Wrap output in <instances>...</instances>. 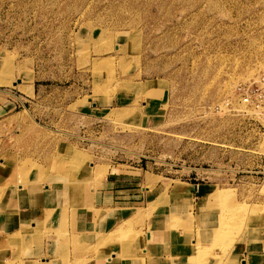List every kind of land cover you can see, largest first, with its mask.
<instances>
[{
  "label": "rangeland",
  "instance_id": "1",
  "mask_svg": "<svg viewBox=\"0 0 264 264\" xmlns=\"http://www.w3.org/2000/svg\"><path fill=\"white\" fill-rule=\"evenodd\" d=\"M247 85L252 98L264 88V0H0V158L10 166L0 193L18 181L51 214L58 193H73L66 210L82 182L104 180L109 170L160 180L159 197L131 212H162L178 228L196 220V228L190 244L158 264H225L264 207V98L243 101ZM56 178L69 181L42 185ZM197 183L204 188L193 193ZM218 216L226 221L215 223ZM131 221L83 253L76 246L86 239L76 240L60 259L81 264L85 250L94 264H127L130 256L143 264L148 252L129 253L142 232ZM34 229L8 232L0 246L24 242ZM46 230L65 240L61 228ZM107 233L122 246L100 251Z\"/></svg>",
  "mask_w": 264,
  "mask_h": 264
},
{
  "label": "crops",
  "instance_id": "2",
  "mask_svg": "<svg viewBox=\"0 0 264 264\" xmlns=\"http://www.w3.org/2000/svg\"><path fill=\"white\" fill-rule=\"evenodd\" d=\"M0 160L2 163L0 165V185H2L7 178L5 169H9L10 166L7 168L4 165L8 158L2 157ZM130 175H120L109 170L104 180H99V182L94 180H88L87 182L86 180L82 182L81 191L77 193L74 204L72 205L70 202L67 204L68 209H63V203L57 206L53 203L55 201H49L54 204L51 214H48V211L44 209L47 205L46 199L44 201V198H37L35 194L30 193L28 187L19 188L18 181L8 184L7 188L0 193V237L21 227H36V229L32 232L30 231L24 242L17 241L13 244L0 246V262H5V259L12 257L15 261L16 256L27 260L28 262L25 264H30V260L33 259L38 261V263L43 261L45 263L52 259H55V264L70 263L66 260L62 261L59 253L64 250L72 251L73 242L75 243L76 240L80 242L86 239L85 245L80 243L76 246L81 253L82 248L84 249L82 246L94 244L98 236L100 237L106 232L113 231L120 222L128 219H132L133 225L131 226L133 228H140L142 231L139 241L136 240L129 243L130 255L135 252H148L142 258L143 264H158L159 259H163L170 254L175 255L179 248L193 241L196 220H193L194 225L191 227L178 228L168 226L162 212L154 213L148 216L149 218L143 215L135 217L130 209L138 208L144 211L142 208L145 209L149 201L158 198L163 192V186H161L160 180L149 181L150 184H144L143 181L146 180H141L137 174ZM143 179L145 178L143 177ZM56 180L64 179L56 178L43 181L42 185L45 182L49 183ZM196 185H192L193 193H198L200 186L204 188L202 183H197ZM11 186H15V188ZM209 188L203 190L205 195ZM205 198L203 203H205ZM89 206L94 209L107 210V214L98 217L95 210L89 208ZM216 211L215 208L210 209L212 215ZM139 219H141V222H138ZM210 219V216H208L206 221ZM251 221L250 228L255 230V232H250V229H248L240 234L239 239L230 248L225 264H264V224L259 218ZM46 227L53 229L59 227L61 231H66L65 240L63 237L58 239L55 231L46 230V232H42ZM150 234L151 237L149 238ZM73 235L77 237L74 239ZM29 238L30 246L28 244ZM40 241L43 245L42 250L45 252H37ZM121 246L122 242L120 241L106 242L102 245L100 251L105 252L111 250L112 247L119 248ZM83 251L88 256V259L82 261L81 264H94L96 260L95 253L89 257L86 251ZM128 260L127 264H138V261H135L133 256H130ZM69 261H73L72 256ZM181 263L182 261L179 264ZM103 264H116V262L111 259L110 261L105 260Z\"/></svg>",
  "mask_w": 264,
  "mask_h": 264
},
{
  "label": "bare ground",
  "instance_id": "3",
  "mask_svg": "<svg viewBox=\"0 0 264 264\" xmlns=\"http://www.w3.org/2000/svg\"><path fill=\"white\" fill-rule=\"evenodd\" d=\"M56 176V175H55ZM57 177V176H56ZM64 181H69V180H64ZM25 183H22L21 182V184H26V183H28L29 181H24ZM64 187H70V185H71V183H68V182H65L64 184H62ZM180 191H182V189H180V187H178V185L177 184H175L174 185V187H173V190H172V193L175 195V196H177V194L176 193H180ZM211 194V192L209 193V195ZM57 195V194H56ZM163 196V195H162ZM57 198H58V200H57V202H60L61 200H62V202L61 203H63V201H64V199H68L69 201L73 198V193H70V194H68V195H65V192H62L61 194H59L58 193V196H57ZM209 203H210V200L207 198L206 200H205V206H208L209 205ZM156 204H159V202L157 201H154L153 203H150L149 204V206H150V208L152 207V208H154V206H156ZM204 205V204H203ZM196 206V205H195ZM89 208H91V209H93V210H95V212H96V214L98 215V217H101V216H103L104 214H105V212H107V210H103V209H94L93 207H90L89 206ZM149 209V207L147 208V210ZM197 211H198V213L200 212V209H196ZM260 210H262L261 211V214H258V212L260 211ZM254 212H256L255 214H256V218L258 219V217L257 216H259V215H264V207L263 208H261V207H256V209H255V211H253L252 212V214L254 213ZM39 213V212H38ZM134 214V213H133ZM137 215V214H136ZM135 215V216H136ZM224 217V216H223ZM223 217H221V216H218L217 217V221H215V223H219V222H223V221H226V218L227 217H225V218H223ZM255 218V219H256ZM264 224V223H263ZM164 227V226H163ZM262 230V229H261ZM254 230H252L251 228H250V232H253ZM121 232V229H119V231H118V233H120ZM253 234V233H252ZM13 235L12 234H8V235H3V236H1V240L2 239H4V240H6V239H10L11 237H12ZM113 236H114V234L113 233H110V234H106V235H104L102 238H101V242H107V241H109V239H112L113 238ZM228 252V251H227ZM175 254H176V252H175ZM226 254V253H225ZM171 255V254H170ZM169 256V255H168ZM171 256H173V255H171ZM190 256V255H189ZM104 257H106V256H104ZM76 259H77V257H76Z\"/></svg>",
  "mask_w": 264,
  "mask_h": 264
},
{
  "label": "built area",
  "instance_id": "4",
  "mask_svg": "<svg viewBox=\"0 0 264 264\" xmlns=\"http://www.w3.org/2000/svg\"><path fill=\"white\" fill-rule=\"evenodd\" d=\"M242 91H240V93L243 95L242 97V100L247 102V103H259L258 102V99L260 98V101L261 103L263 102V98H264V88L263 87H259V86H256L255 89L252 90V94H255L256 97L255 98H252L251 97V88L250 86H242ZM259 97V98H257ZM257 105V104H256Z\"/></svg>",
  "mask_w": 264,
  "mask_h": 264
},
{
  "label": "water",
  "instance_id": "5",
  "mask_svg": "<svg viewBox=\"0 0 264 264\" xmlns=\"http://www.w3.org/2000/svg\"><path fill=\"white\" fill-rule=\"evenodd\" d=\"M196 185V184H195Z\"/></svg>",
  "mask_w": 264,
  "mask_h": 264
}]
</instances>
